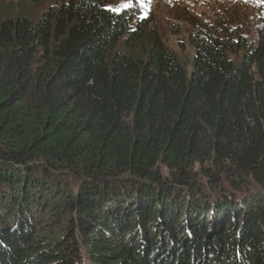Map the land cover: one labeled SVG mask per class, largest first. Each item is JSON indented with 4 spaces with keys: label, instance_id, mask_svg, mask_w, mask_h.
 I'll return each instance as SVG.
<instances>
[{
    "label": "trees",
    "instance_id": "16d2710c",
    "mask_svg": "<svg viewBox=\"0 0 264 264\" xmlns=\"http://www.w3.org/2000/svg\"><path fill=\"white\" fill-rule=\"evenodd\" d=\"M50 1L0 5V264H264V29L183 12L189 70L138 8Z\"/></svg>",
    "mask_w": 264,
    "mask_h": 264
},
{
    "label": "rangeland",
    "instance_id": "374dc122",
    "mask_svg": "<svg viewBox=\"0 0 264 264\" xmlns=\"http://www.w3.org/2000/svg\"><path fill=\"white\" fill-rule=\"evenodd\" d=\"M50 0H0V5L6 14H22L38 18L50 5ZM127 5V6H125ZM132 6L139 9L140 19L152 20L148 31L157 30L166 45L177 52L181 61L191 70L194 49L188 42L190 25L185 20L183 12H189L199 18L213 19L220 9H231L236 13L245 12V17L238 23L250 40H255L257 33L264 29V0H115L113 8L124 9ZM139 46V45H138ZM121 46L114 49L117 51ZM139 53V49H135ZM163 175H169L168 169L160 165ZM74 174V175H73ZM75 173L65 180L67 187L76 189L78 181ZM64 180V177L61 176ZM82 264H89L84 258Z\"/></svg>",
    "mask_w": 264,
    "mask_h": 264
},
{
    "label": "snow or ice",
    "instance_id": "6c2138e0",
    "mask_svg": "<svg viewBox=\"0 0 264 264\" xmlns=\"http://www.w3.org/2000/svg\"><path fill=\"white\" fill-rule=\"evenodd\" d=\"M125 6H127V5H125Z\"/></svg>",
    "mask_w": 264,
    "mask_h": 264
}]
</instances>
